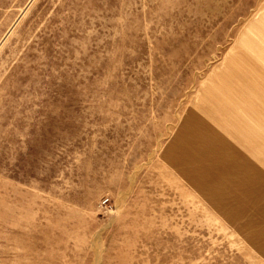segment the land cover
I'll return each mask as SVG.
<instances>
[{"label":"rangeland","instance_id":"obj_1","mask_svg":"<svg viewBox=\"0 0 264 264\" xmlns=\"http://www.w3.org/2000/svg\"><path fill=\"white\" fill-rule=\"evenodd\" d=\"M0 264H264V0H0Z\"/></svg>","mask_w":264,"mask_h":264},{"label":"crops","instance_id":"obj_2","mask_svg":"<svg viewBox=\"0 0 264 264\" xmlns=\"http://www.w3.org/2000/svg\"><path fill=\"white\" fill-rule=\"evenodd\" d=\"M193 112V111H192ZM236 117H238V116H236ZM227 119H229V115L227 116ZM238 120V119H237Z\"/></svg>","mask_w":264,"mask_h":264}]
</instances>
